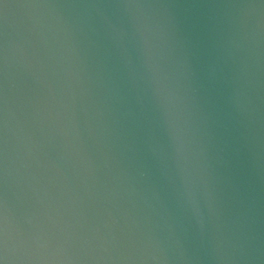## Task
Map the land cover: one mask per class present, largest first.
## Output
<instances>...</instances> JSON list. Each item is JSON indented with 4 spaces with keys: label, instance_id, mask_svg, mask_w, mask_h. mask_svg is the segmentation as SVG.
Here are the masks:
<instances>
[{
    "label": "water",
    "instance_id": "water-1",
    "mask_svg": "<svg viewBox=\"0 0 264 264\" xmlns=\"http://www.w3.org/2000/svg\"><path fill=\"white\" fill-rule=\"evenodd\" d=\"M0 264H264V0H0Z\"/></svg>",
    "mask_w": 264,
    "mask_h": 264
}]
</instances>
